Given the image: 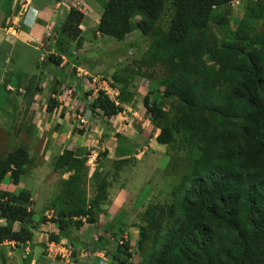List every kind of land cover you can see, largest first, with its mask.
Segmentation results:
<instances>
[{
  "label": "trees",
  "instance_id": "1",
  "mask_svg": "<svg viewBox=\"0 0 264 264\" xmlns=\"http://www.w3.org/2000/svg\"><path fill=\"white\" fill-rule=\"evenodd\" d=\"M235 1L106 0L104 4L97 32L123 42L139 31L150 38V44L130 78L113 76L123 84L119 104L100 93L91 104L92 113L100 109L107 119L122 113V104L133 102L128 87L140 75L139 69L162 65L166 77L159 83L164 90L149 91L143 102L151 123L160 130L157 142L177 144L178 134L181 142L187 140L197 149L174 191V203L153 204L146 211L139 249H145V242L150 247L142 264H264V0L246 7L233 29L223 10ZM83 18L71 11L62 35L78 37L73 27L77 29ZM252 22L258 23L257 30ZM50 60L61 63L52 56ZM52 104L55 99L48 109ZM30 162L26 147L0 155V186L8 175L17 185ZM87 164L86 156L72 150H65L54 162L55 171L71 173L62 182L54 204L57 213L50 219L60 232L95 223L107 200L110 182L96 169L92 177L96 197L88 202ZM124 164L126 160H120L115 166L120 170ZM31 198L28 190L18 195L0 190V243L32 240L27 228ZM16 223L21 225L19 231H14ZM59 239L60 235L50 237V241ZM93 244V249L100 248ZM124 249L129 245L118 246L117 252ZM0 253V264H8Z\"/></svg>",
  "mask_w": 264,
  "mask_h": 264
},
{
  "label": "rangeland",
  "instance_id": "2",
  "mask_svg": "<svg viewBox=\"0 0 264 264\" xmlns=\"http://www.w3.org/2000/svg\"><path fill=\"white\" fill-rule=\"evenodd\" d=\"M26 1L3 0L4 8L9 7V12L11 13L13 2L22 3ZM168 1L167 4H169ZM259 1L237 0L233 4L226 6L223 12L227 13L230 19V26L233 29L236 28L237 23L243 18L245 8L248 6L256 7ZM105 2L106 0H56L57 12H62V14L67 15L66 17L73 10L83 11L82 14L86 19L85 30L90 39L86 41L83 38H78L79 35L73 39H62L61 31L65 24H61L62 21L60 19L53 26V29L55 27V33H49L50 38H43V46L32 44V47H38V50H34L39 51L37 56L42 54V50H50L49 47L52 44L55 51L65 55L66 59H69L68 57L71 54L73 61H75V57L79 53H87L85 57L86 66L83 67L84 71L82 70L80 73H82L84 79L83 94L88 102L86 107L88 111L82 110L87 114L84 118L76 116L77 125H80V128L74 126L73 131L79 132L82 136L85 135L89 143L88 154L85 155L89 161L86 169L87 176L84 181L88 202L92 203L96 197L97 185L92 178L96 169L100 171L102 176H107L111 183L110 189L108 188V196H111V198H107L106 202L104 201L101 204V210L97 211L95 215V223L85 222V225L80 229L69 228L67 231L59 232L60 237L65 239L57 241L59 243L60 241H65L62 244L65 248L63 252H60L57 247L55 248L56 262L60 264L62 261H65L64 264H118L114 260L115 256L120 260L127 261V264H142L143 255L150 247V243L145 242V249H139L141 240L140 229L147 225L145 222L146 211L153 204L171 205L174 203L177 198V195H174V191L182 181V177L187 173L188 164H190L194 155L197 154L196 147L192 146L187 140L181 142L178 134H176L177 144L168 146L157 142L156 138L160 130L151 123L143 102L145 95L149 91L164 90V87L159 83L162 78L166 77V68L162 65L153 70L142 67L139 69L140 75H135L128 87V91L133 94V102L122 104L124 107L122 113L111 119L103 117L102 111L99 109L96 113H92L91 104L100 93L108 95L111 101L119 104V95L123 84L114 80L113 76H128L130 78L134 71L137 70L139 61L150 44V38L143 37L139 31L129 34L123 42L97 32L98 26H96V23L103 12ZM10 13L5 12L4 16H9ZM168 15L169 13L166 14V22L168 21ZM8 16L5 18L3 25L4 28L9 29L13 27V24L11 20L6 24ZM139 19L140 17L137 18V20ZM252 23L254 30H257L258 23ZM21 24L22 22L16 26L17 33L21 30ZM3 33H6L5 39H9L10 35H12H7L5 30H3ZM69 34L72 35L73 32L69 31ZM47 39L48 42H46ZM35 55L36 53H32L31 50L25 51L20 45L10 48L1 44L0 83L2 81L4 83L10 82L16 76L26 79L28 75L34 76L35 74L34 80L32 78L29 80L19 79V85L12 87L15 95L24 96L25 93H34L35 88L38 87L35 83L39 75L31 68L30 62L35 60ZM48 57L50 56H46V58ZM50 66V69H43L42 74V81L46 80L45 93L49 94V96L56 94L58 90H65L59 89L62 84L58 74L62 67L55 63ZM74 71L76 74L78 73L76 69ZM19 87L22 92H19ZM3 91L4 88L1 90L0 96ZM42 92L43 90L37 91L39 94ZM152 98H154L153 95ZM163 106L168 112L171 111L168 103ZM75 109L74 107L73 110L75 111ZM89 115L91 116L90 118ZM4 116L10 121L7 125V130L13 127L10 130L12 134L4 130L5 127L0 128V155L6 157L10 152L20 147H26L28 151H32V135L28 136V138H22V135L14 133L15 129L19 128L17 125L18 116L13 114L10 109L0 111V117ZM171 118L175 120L176 115H174V112L171 114ZM45 141L43 140L41 144ZM178 143H182L183 146L178 147ZM114 147L117 149L115 155L109 156ZM37 151L40 153L41 150L37 149ZM37 151L35 153L38 156L39 153ZM120 153H125L132 157L126 163H129L128 167H122L117 170L116 161L113 162L109 158H117ZM29 156L31 159L30 163L37 167L39 165L37 160L34 157L31 158L30 154ZM133 160L139 161V166L141 167L136 164L130 165V161ZM46 165L52 170L54 167L52 159H49ZM23 182L24 186H30L28 182ZM62 182L63 180L60 179L51 188L58 187L60 189ZM108 201H110V205H108L112 207L105 208ZM34 204H36V207L32 211V219L37 222L36 224L42 223L44 218L49 221L55 217L57 211L53 214H45V210H51L52 207L50 206L54 202H48V199L45 201L44 197L39 195L35 199ZM42 210L44 211L42 212ZM48 216H51V218H48ZM45 234L49 236L48 240L42 239L39 242L36 238L33 244L42 246L43 255L48 253L47 241H50L51 237L49 232ZM100 237L104 239L101 241ZM93 243H96L95 245L100 248L93 249L95 247ZM125 244L129 245V249L120 250L118 253V246L124 247ZM126 253H130L131 256ZM25 260H29V264H32L29 256L26 255ZM8 262V264H16L14 259H9Z\"/></svg>",
  "mask_w": 264,
  "mask_h": 264
},
{
  "label": "crops",
  "instance_id": "3",
  "mask_svg": "<svg viewBox=\"0 0 264 264\" xmlns=\"http://www.w3.org/2000/svg\"><path fill=\"white\" fill-rule=\"evenodd\" d=\"M13 3L14 5L11 7L10 13L9 7L4 8V2L3 0H0V45L4 44L9 46L10 48H14L17 45H20L25 51L31 50L32 53H36L35 60L30 63L31 68L35 70L39 75V78L35 83L38 87L35 88L34 93H25L24 96L15 95L13 90H10L9 88L15 87L16 85L18 86L19 79L21 78L19 76H16L14 80L12 79L10 82L7 81L6 83H4V81H2L0 85L4 84V91L0 96V111L10 109L12 110L13 114L18 116L19 120L17 122V125L19 128L17 130L15 129L14 133L22 135V138H28V136L32 135L33 144L31 149L33 150L28 152L31 155V158L34 157L37 160L39 165L36 167L33 166L32 163H29V165L26 167V173L21 177L20 182L17 185L12 183L10 175H8L5 178L4 182L1 184L0 190L2 192H7L14 195H18L23 190H28L32 195L31 205L29 206L28 210L33 216L32 211L36 207V204H34L35 199L40 195L44 197L45 201H47L48 199V202L52 201V203L54 202L55 204V201L61 194L62 187L60 189H58V187L52 189L51 186L53 187V185H55L60 179L63 181L65 179H68V177L71 175V173H67L65 171H55L54 167L52 170L49 169L46 165L49 159H52V162L54 164L57 157L61 155L65 150H72L84 156L88 154L87 152L89 149V143L87 137L85 135L82 136L77 131H73L74 126H78V128H80V125H77L78 120L76 119V116L79 117L83 111H87L86 107L88 105V102L83 94L84 79L83 77H79L78 74H76L74 71V69L84 71L83 67L86 66L85 57L87 56V53H79V55L75 57V61H73L71 59V54L69 55L70 57H68L69 59H66L65 55L59 52L57 53L55 51L54 45L52 44L51 47H49L50 50H42V54L37 56V53H39V51L34 50H38V47H32V44H39L43 46V38H50L49 33H55V27L53 29V26H55L60 19V21H62L61 24H66V18L68 17H66L67 15L62 14V12H57L56 0H27L26 2L22 3ZM5 12L10 13L9 16L7 15L8 20L6 24H8L10 20L13 24V27L9 29L4 28L3 25L5 23V18H7V16H4ZM80 12L83 13L82 10H80ZM21 22V30L19 33H17L16 26H18V24H20ZM98 24L99 21L97 20L96 26H98ZM85 28L86 19L84 16L77 29L74 26L73 30L75 31L74 33H79L78 38H83L88 41L90 38L87 36V31L85 30ZM3 30L7 31V35L12 34L10 35L9 39H5L6 33L4 34ZM59 34L61 33L59 32ZM61 36L62 39L67 38L65 34L64 36ZM46 42H48V39L46 40ZM46 56H52L54 58L58 57L57 59L61 60L59 66L62 67V69L58 74V78L59 80H61L60 83L62 84V87H60L59 89H65L64 91L58 90L56 91V94H52L51 96L45 93L46 80H44V82L42 81L43 69H50V65L53 63L50 60V57L46 58ZM34 76L28 75L26 79L21 80H29L31 78L33 79ZM20 87L18 90H20L19 92H22V89ZM38 90L39 92L43 90V92L40 93L41 95L37 93ZM68 93L70 95H68ZM53 98L55 99L56 104H52L54 107L52 106V110H50L48 109V107L49 103H51V99ZM74 107L76 108L75 111L73 110ZM9 122L10 121L7 117H0V128L2 129L3 127H5L4 130H7V125L9 124ZM10 130L7 131L8 133L12 134ZM43 140L46 141L41 144ZM115 148L116 147H114L113 151L109 153V156L115 155V151H117V149ZM37 149L41 150L40 153L37 151ZM36 151L39 153L38 156L35 153ZM119 155L126 154L120 153ZM131 157L132 156H119L114 159H109L115 162ZM130 162V165L132 166L134 164L139 166V161L137 162L133 160ZM128 165L129 163L124 165L123 167H128ZM60 175H62V177H60ZM23 181L28 182L30 186H24ZM107 198L110 199L111 196H107ZM54 204L50 206L52 207L51 210H45L46 215L49 213L53 214L55 213V211H57V208L54 206ZM108 204L110 205V201L107 202L105 208L112 207ZM43 211L44 210H42V212ZM48 218H51V216H48ZM36 223L37 222L35 220L33 221L32 218L27 223V228H29V230L33 234L32 240L26 243L5 242L4 244H0V252H2V255L5 257L7 262L9 259H14L16 261V264H25V258L27 255L31 259L32 264H60L57 263L56 259H54V257L49 253L50 249H47L48 253L43 255L44 250L42 246L33 245L36 238L39 240V242H41L42 239L48 240L49 236L45 233L49 232L51 235H60V230L50 220H42V223L40 224ZM71 228L75 230L77 229L76 227ZM20 229V223H16L14 225V231H19ZM60 239L65 240L62 237H60ZM52 243L56 244V247L58 250H60V252H63V250L65 249L62 246L65 241H60V243L47 241V246L49 247ZM27 261L29 262V260ZM64 263L65 261L61 262V264Z\"/></svg>",
  "mask_w": 264,
  "mask_h": 264
},
{
  "label": "clouds",
  "instance_id": "4",
  "mask_svg": "<svg viewBox=\"0 0 264 264\" xmlns=\"http://www.w3.org/2000/svg\"><path fill=\"white\" fill-rule=\"evenodd\" d=\"M236 1H237V0H236ZM236 1H235V2H236ZM81 13H82V12H81ZM101 15H102V14H101ZM100 17H101V16H100ZM99 20H100V18H99ZM77 72H78L77 74H78L79 77H83V76H82V73H80V72H82V70H78V69H77ZM3 86H4V85H3ZM9 89H10V90H13L12 88H9ZM69 93H70V92H69ZM69 93H68V95H70ZM71 94H72V93H71ZM106 96H108V95H106ZM108 97H109V96H108ZM109 98H110V97H109ZM53 99H54V98H53ZM96 99H97V98H96ZM96 99H95V100H96ZM51 100H52V99H51ZM95 100H94V101H95ZM94 101H93V102H94ZM93 102H92V103H93ZM115 103H116V102H115ZM49 104H50V103H49ZM116 104H117V103H116ZM99 110H100V109H99ZM87 111H88V110H87ZM96 112H97V111H96ZM102 114H103V113H102ZM85 115L87 116V114H85L84 112H82L81 115L79 116V118H81V117L84 118V117H86ZM90 117H91V116L89 115V118H90ZM158 135H159V134H158ZM156 139H157V138H156ZM82 156H84V155H82ZM119 156H124V157H125V156H129V155L126 154V155H119ZM119 156H118V157H119ZM86 157H87V156H86ZM87 158H88V157H87ZM130 159H131V158H125V159H121V160H126V163H127L128 160H130ZM88 161H89V159H88ZM90 161H91V159H90ZM119 161H120V160H119ZM117 162H118V161H116L115 163H117ZM124 165H126V164H124ZM94 172H95V171H94ZM93 174H94V173H93ZM109 187H110V186H109ZM4 200H6V199H4ZM5 242H14V243H15V241H5ZM5 242L0 243V244H4ZM53 242H57V241H53ZM52 244H54V243H52ZM50 247H51V244H50V246H49V249H50ZM55 248H56V244H55V247H53L52 249L55 250ZM49 253L54 257V259H56L55 252H50V250H49ZM25 261H26V260H25Z\"/></svg>",
  "mask_w": 264,
  "mask_h": 264
},
{
  "label": "built area",
  "instance_id": "5",
  "mask_svg": "<svg viewBox=\"0 0 264 264\" xmlns=\"http://www.w3.org/2000/svg\"><path fill=\"white\" fill-rule=\"evenodd\" d=\"M53 247H55V244H51L50 252H55V250L52 249Z\"/></svg>",
  "mask_w": 264,
  "mask_h": 264
}]
</instances>
